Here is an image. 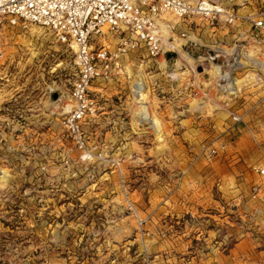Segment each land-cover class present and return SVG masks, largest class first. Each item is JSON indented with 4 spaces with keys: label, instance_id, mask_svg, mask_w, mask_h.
<instances>
[{
    "label": "rangeland",
    "instance_id": "1",
    "mask_svg": "<svg viewBox=\"0 0 264 264\" xmlns=\"http://www.w3.org/2000/svg\"><path fill=\"white\" fill-rule=\"evenodd\" d=\"M222 7L240 21L219 38L180 40L139 74V54L121 58L130 84L101 85L89 160L62 126L71 50L0 35V264H264V32L250 27L264 0Z\"/></svg>",
    "mask_w": 264,
    "mask_h": 264
},
{
    "label": "built area",
    "instance_id": "2",
    "mask_svg": "<svg viewBox=\"0 0 264 264\" xmlns=\"http://www.w3.org/2000/svg\"><path fill=\"white\" fill-rule=\"evenodd\" d=\"M239 21L234 10L212 0H0V35L6 29L26 33L36 28L71 50L75 75L69 97L73 108L63 116L62 126L85 160L91 158L87 128L100 109L101 85L130 84L129 65H123L121 58L139 54L140 73L176 52V44L182 50L180 40L194 42L202 35L214 40ZM250 27L263 33L264 20H252ZM112 40H116L115 49H111ZM213 65L217 83L230 89L222 65L214 61ZM257 174L264 177V167Z\"/></svg>",
    "mask_w": 264,
    "mask_h": 264
},
{
    "label": "bare ground",
    "instance_id": "3",
    "mask_svg": "<svg viewBox=\"0 0 264 264\" xmlns=\"http://www.w3.org/2000/svg\"><path fill=\"white\" fill-rule=\"evenodd\" d=\"M32 31H38V34H43L41 30L36 29V28H33L31 30V32ZM112 41H113L112 45H115L116 40H112ZM170 77H171V79L172 78L176 79L178 77V75L173 73V74H171ZM135 79H136V85H137V88L135 89V91L139 92V94H137V95L134 94L135 95V100H136V99H138V97H141L142 95L144 96V93L146 92V90H145L146 85H144V81H143L144 76L135 75ZM237 83L238 82L233 79V81L231 82V86H235V85H237ZM72 108H73V104H72V107L69 110L67 109L68 110L67 114L70 112V110ZM148 115H149V102H147L146 100H143L142 105L140 106V108L137 110V113L135 114V117L140 122H147V120L149 118Z\"/></svg>",
    "mask_w": 264,
    "mask_h": 264
},
{
    "label": "crops",
    "instance_id": "4",
    "mask_svg": "<svg viewBox=\"0 0 264 264\" xmlns=\"http://www.w3.org/2000/svg\"><path fill=\"white\" fill-rule=\"evenodd\" d=\"M219 1H220V0H219ZM218 3H220V2H218ZM230 3L236 4V5H240V0H228V1H225V2H223V3H220V5H222V6H227V5H229ZM177 46H179V44H178ZM177 75L179 76V74H177Z\"/></svg>",
    "mask_w": 264,
    "mask_h": 264
},
{
    "label": "water",
    "instance_id": "5",
    "mask_svg": "<svg viewBox=\"0 0 264 264\" xmlns=\"http://www.w3.org/2000/svg\"><path fill=\"white\" fill-rule=\"evenodd\" d=\"M212 56H214L213 54H211Z\"/></svg>",
    "mask_w": 264,
    "mask_h": 264
}]
</instances>
